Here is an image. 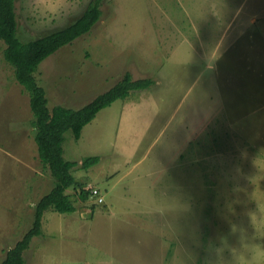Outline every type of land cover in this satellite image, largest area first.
<instances>
[{"label":"rangeland","instance_id":"rangeland-1","mask_svg":"<svg viewBox=\"0 0 264 264\" xmlns=\"http://www.w3.org/2000/svg\"><path fill=\"white\" fill-rule=\"evenodd\" d=\"M90 1L15 0L16 35L61 30ZM101 11L39 65L48 107L79 109L126 71L154 84L101 110L78 140L65 132L88 195L70 188L75 212L44 213L24 264H264V0H102ZM5 47L0 262L54 186ZM91 157L99 163L81 167Z\"/></svg>","mask_w":264,"mask_h":264},{"label":"trees","instance_id":"trees-1","mask_svg":"<svg viewBox=\"0 0 264 264\" xmlns=\"http://www.w3.org/2000/svg\"><path fill=\"white\" fill-rule=\"evenodd\" d=\"M101 4L102 0H92L72 24L36 40L22 42L16 35L15 0H0V40L6 44L3 51L4 59L13 67L17 82L28 93L32 113L30 125L37 156L44 167L49 169L54 180L52 189L36 204L30 228L23 238L6 252L0 264H24L23 253L32 238L41 234V220L47 210L62 214L76 211L75 201L66 193L68 189H79L80 198L84 201L87 198L85 186L77 182L72 175V170L78 163L64 157L62 146L65 132L70 130L73 138L78 140L82 129L101 110L118 100L127 99L133 90H144L154 84V80L149 77L134 80L131 72L126 71L120 81L107 92L97 95L79 109L63 105L48 107L46 91L38 84L35 76L39 65L59 49L88 34L100 21ZM98 163V157H91L82 162L81 167L89 169Z\"/></svg>","mask_w":264,"mask_h":264},{"label":"built area","instance_id":"built-area-1","mask_svg":"<svg viewBox=\"0 0 264 264\" xmlns=\"http://www.w3.org/2000/svg\"><path fill=\"white\" fill-rule=\"evenodd\" d=\"M92 193H93V195H98V191H96V190H94ZM102 201H103L102 198L99 197L98 202H102Z\"/></svg>","mask_w":264,"mask_h":264},{"label":"crops","instance_id":"crops-1","mask_svg":"<svg viewBox=\"0 0 264 264\" xmlns=\"http://www.w3.org/2000/svg\"><path fill=\"white\" fill-rule=\"evenodd\" d=\"M63 106H65V105H63ZM68 108H70V107H68ZM71 109H74V108H71ZM81 136V135H80Z\"/></svg>","mask_w":264,"mask_h":264}]
</instances>
